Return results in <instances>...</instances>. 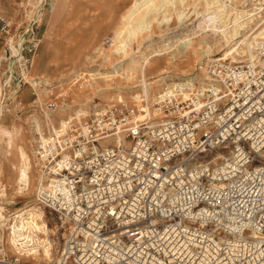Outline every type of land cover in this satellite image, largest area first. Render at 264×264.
Segmentation results:
<instances>
[{
    "label": "built area",
    "instance_id": "2783aa9c",
    "mask_svg": "<svg viewBox=\"0 0 264 264\" xmlns=\"http://www.w3.org/2000/svg\"><path fill=\"white\" fill-rule=\"evenodd\" d=\"M250 14L252 59L167 83L152 105L162 120L119 101L40 140L37 200L69 229L56 264H264V0ZM13 24L0 15L2 58L25 83L39 41ZM3 215L0 264H27L5 255Z\"/></svg>",
    "mask_w": 264,
    "mask_h": 264
},
{
    "label": "rangeland",
    "instance_id": "374dc122",
    "mask_svg": "<svg viewBox=\"0 0 264 264\" xmlns=\"http://www.w3.org/2000/svg\"><path fill=\"white\" fill-rule=\"evenodd\" d=\"M137 1L0 0V15L14 23V31L31 27L39 41L35 53L30 55L25 83H17L14 67L10 70L12 59L2 58L0 46V127L15 130L12 143L0 134V186L7 189V198L0 199L3 214L11 225L15 212L27 204L42 208L52 244L50 261L24 258L22 261L27 264H56L69 233L67 224L37 200L41 181L37 152L41 138L48 137L74 115H90L96 107L119 101L147 106L149 121H160L165 115L160 113L155 119L152 105L167 83L179 78L202 77L208 62L222 58L230 48L237 52L224 59L248 60L247 47L239 44L245 33L242 31L246 29V36L261 28L259 19L253 20L250 14L256 0H217L228 5L220 18H211L213 14L207 7L208 2L216 0H175L166 6L162 0H150L157 7L155 13L147 16L150 28L129 38L128 30L136 26L134 18L145 15L148 8L135 10L132 6ZM240 10L248 15V19L241 18L244 21L241 34L224 38L209 28L196 30L189 48L179 46L152 57L149 60L152 64H145V82H142L140 65L146 53L166 43L174 47L176 41L194 32L196 25L208 18L213 24L223 21L226 30L232 32L233 18L240 15ZM181 11L183 20L177 16ZM129 13L136 16L128 18ZM163 16L169 19L163 20ZM122 41H126L125 50H116ZM120 65L123 70H117ZM115 139L105 138L96 145L98 148L114 145ZM125 143L129 144V140ZM20 149L29 158L28 185L23 190L16 183ZM217 152L226 154L227 149ZM11 251L7 244L5 255L10 256Z\"/></svg>",
    "mask_w": 264,
    "mask_h": 264
},
{
    "label": "bare ground",
    "instance_id": "6f19581e",
    "mask_svg": "<svg viewBox=\"0 0 264 264\" xmlns=\"http://www.w3.org/2000/svg\"><path fill=\"white\" fill-rule=\"evenodd\" d=\"M162 1H163L162 4L166 6L167 4H170V3L173 4L175 0H162ZM182 1H184V0H182ZM228 1H230V0H228ZM143 6L148 7L146 9L147 12L145 15L141 16V14L138 13L137 15L141 16V17L134 18L136 15L134 13H129L128 18H134L136 20L135 21L136 26L134 28H131L128 30V37L129 38L133 35L135 36V34L139 31L149 29L151 26L150 21L147 20V16L150 12H154V9L156 11L157 7H155L154 4H152L150 2V0H138L136 3H134V5L132 7H134L135 10L138 11ZM227 6L228 5L225 2L217 3V0L213 1L212 3H209V2L207 3V7L209 9H211L210 13L213 14V16L211 18H213L214 16L220 18L222 15H225L224 13L227 10V8H226ZM212 8H214V9H212ZM239 13H240V15L236 14L233 18L232 30H231L232 32L226 30L227 25H224L223 21H221L220 23H214L213 24V21L211 20V18H208V19H205V21H201L200 23H198L196 25L194 32L187 35V37L176 41L177 43L174 45V47L171 44L166 43V44L162 45V47L157 46L153 50H151L150 52L146 53L143 56L144 61L140 65L141 70H142L141 71L142 82H145V78L143 75L145 64L148 63V65H151L152 62H150L149 60L152 57L159 55L160 52H162V51L167 52V53L171 52L173 50V48H177L179 46L184 47V48H189V46L192 45V42H190V40L193 38L194 34L198 30L202 31L203 29L207 30L209 28V29L213 30L215 35L220 34L224 38H231L232 36L235 37V35L238 36V34L245 32V33H243L244 37L242 36L243 39L240 41L239 44H244L247 47L248 52H249V59H252L254 44H255V41L257 40V38L260 36V31L258 32L255 30V31L251 32L249 35L245 36V34L247 33L246 29L241 32L242 25L244 22V21L241 22V18H245V17L247 18L248 15L245 11H242V10H240ZM177 16H178L179 20H183V18H184L182 11L178 12ZM168 19L169 18H167L166 16H163V20H168ZM225 41H226V39H225ZM235 44H237V43H235ZM125 48H126V41L125 42L122 41V42H120V46L116 50L124 51ZM234 49L235 48H232V49L230 48L229 49L230 51L228 50V52L225 53L222 58H225L228 55H230L233 51H236ZM117 70H123V68H121V65H120V67L117 68ZM144 90H145V93H147L148 88L146 85H145ZM14 131L15 130L13 128L8 129V128L0 127V134H2L7 139V142H9V143H12L11 141H13L12 140L13 135L15 134ZM18 151H19V149H18ZM7 152H8V150H7ZM19 155H20V161L21 162H20V164L18 163L19 167H18L17 176H16V183L19 185L18 187L21 190H23L24 187H26L28 185L29 158L23 149H20ZM17 162H18V160H17ZM11 168H12V166H11ZM6 190L7 189H6L5 185L0 186V199L4 200L7 198ZM7 200H5V201H7ZM8 201H10V200H8ZM34 204H35V202H34ZM2 209H4V207H3L2 202L0 201V221H2L4 218V215L2 213ZM7 218L5 216V222L3 223V225H6L7 224L6 222L10 220ZM12 219H14V220H13V223H11L12 225L9 228V229H11V231H10L11 233L8 231L9 235H7L8 241H9V248L12 246L14 252L16 250L17 252H20L21 254L29 255V257H31V258H39L42 260L50 261L51 247H52L51 239L49 237L50 236L49 235L50 234L49 233L50 228L48 227L47 223L45 222L43 209L40 207H37L36 205L32 206L30 204H27L25 207L18 209L15 212V215L13 216ZM13 251H11V252L13 253ZM41 262H43V261H41ZM50 264H52V263L50 262Z\"/></svg>",
    "mask_w": 264,
    "mask_h": 264
},
{
    "label": "crops",
    "instance_id": "0c3cea01",
    "mask_svg": "<svg viewBox=\"0 0 264 264\" xmlns=\"http://www.w3.org/2000/svg\"><path fill=\"white\" fill-rule=\"evenodd\" d=\"M4 16V15H3ZM6 18H8L7 16H5ZM9 19V18H8Z\"/></svg>",
    "mask_w": 264,
    "mask_h": 264
}]
</instances>
